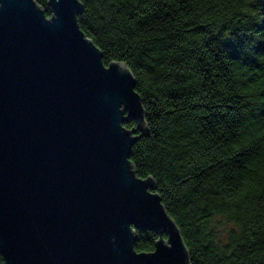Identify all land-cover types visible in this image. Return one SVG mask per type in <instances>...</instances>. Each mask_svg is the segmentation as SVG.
Instances as JSON below:
<instances>
[{"label": "water", "instance_id": "1", "mask_svg": "<svg viewBox=\"0 0 264 264\" xmlns=\"http://www.w3.org/2000/svg\"><path fill=\"white\" fill-rule=\"evenodd\" d=\"M47 5L0 0L4 264H190L154 179L129 160L148 130L133 73L104 63L80 0ZM138 228L155 232L151 251L134 248Z\"/></svg>", "mask_w": 264, "mask_h": 264}, {"label": "trees", "instance_id": "2", "mask_svg": "<svg viewBox=\"0 0 264 264\" xmlns=\"http://www.w3.org/2000/svg\"><path fill=\"white\" fill-rule=\"evenodd\" d=\"M80 2L104 63L135 77L148 130L129 160L154 179L190 264H264V0ZM135 234L153 249L154 231Z\"/></svg>", "mask_w": 264, "mask_h": 264}, {"label": "rangeland", "instance_id": "3", "mask_svg": "<svg viewBox=\"0 0 264 264\" xmlns=\"http://www.w3.org/2000/svg\"><path fill=\"white\" fill-rule=\"evenodd\" d=\"M224 223V222H223ZM227 227V225H221L220 230H224Z\"/></svg>", "mask_w": 264, "mask_h": 264}]
</instances>
